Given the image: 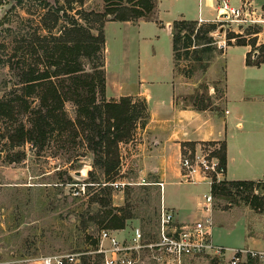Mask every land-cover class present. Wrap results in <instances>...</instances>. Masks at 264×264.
<instances>
[{
    "label": "rangeland",
    "instance_id": "obj_1",
    "mask_svg": "<svg viewBox=\"0 0 264 264\" xmlns=\"http://www.w3.org/2000/svg\"><path fill=\"white\" fill-rule=\"evenodd\" d=\"M83 1L84 9L103 11V0ZM261 2L264 0H258V3ZM35 4L23 3L22 6L12 7L7 3L0 6V58H6L8 53L10 54V48L14 44L12 36L30 32L35 27L34 21L28 18L32 15L23 10L27 6L34 9ZM231 4L237 6V3ZM49 5H55L53 0H50ZM187 10L189 15L197 16L198 6L195 0ZM253 12L255 21L223 23L225 42V35L229 32L237 35L231 39L232 43L237 39L253 41V45H248L250 61L259 59L258 47L264 43V5L254 6ZM249 24L256 26L257 34H246ZM216 34L217 31L213 32L217 39ZM122 37L123 31L109 28L106 54V74L109 80L136 78L141 66L144 78H156V75L158 78H187L177 70L175 75L172 72L171 40L166 29L160 33L158 40L151 36L143 41L140 39L139 43L138 39L132 41L129 48L135 50L133 47L137 49L140 46L142 55V61L137 64L133 59L123 62ZM155 44L160 46L159 57L152 56ZM24 50L19 53L28 52V49L24 48ZM243 52V47L231 46L222 57L211 62L206 71L196 69L187 79L192 86L189 92L183 95L182 100L192 105L200 104L201 101L208 106L215 105L219 103L217 101H220L222 95V78H226L228 97L237 98L242 82L248 84L251 94L247 98V113L264 117V100L260 95L264 93V65L246 64ZM182 63L186 64L183 61ZM207 78H219V80L211 84ZM17 82L18 77L15 72L11 71L6 63H0V97L7 95L18 84ZM221 106L223 111L225 103H221ZM226 107L231 108V105L227 104ZM65 108L70 117H75L76 109L72 101L67 100ZM7 130L8 121L2 119L0 121V264H40V256L54 253L73 252L78 254L80 260L86 255L98 254L94 252V246L87 235L98 237L101 228L100 216L95 215L97 212L100 214V205L91 202L87 195H84V191L87 190L85 185L87 171L92 168L91 151L85 148L84 142L79 137L75 139L56 137L38 152L30 143L20 146L19 148L25 150L24 158L20 161H11L9 157L13 149H18V146L11 147L6 136ZM250 133L264 140V131H250ZM137 143L138 139L128 141L122 146L120 143L122 164L115 181H129V183L112 185V203L122 205L126 192L132 203V211L137 217L127 219L123 228L127 232L132 225L138 224L146 238L156 240L158 238L156 215L161 204V191L157 184L141 183L142 165L135 155L138 150ZM77 171H80V174H77ZM94 173L102 177L99 168H95ZM144 176L146 181L150 180L147 174ZM162 188V196L167 204H178L181 192L190 193L187 209L183 208L180 214L185 222H194L206 216V211L202 210L201 206H197V201H202L203 194L208 192L207 184L182 185L166 181ZM253 193L257 198L251 202ZM210 214L212 237H215L218 243L227 246H259L264 240V175L255 179L252 193L248 189L240 191L234 189L227 197L212 194ZM115 231L121 235V228ZM146 253L147 251L143 252L145 261L141 264H159L151 260ZM96 262L98 261H95V264H99ZM184 264L229 263L202 254L187 258Z\"/></svg>",
    "mask_w": 264,
    "mask_h": 264
},
{
    "label": "trees",
    "instance_id": "obj_2",
    "mask_svg": "<svg viewBox=\"0 0 264 264\" xmlns=\"http://www.w3.org/2000/svg\"><path fill=\"white\" fill-rule=\"evenodd\" d=\"M31 2L36 3V7L27 6L23 10L32 15L28 18L34 21L35 27L30 32L12 36L14 44L10 54L0 58V63H6L18 77V84L10 93L0 97V121H8V142L12 148L18 146L9 160H22L25 150L19 147L26 143L38 152L56 137H79L93 155L84 195L100 205V214L97 212L95 216H100L101 228H123L127 219L137 216L126 192L122 205L112 203L111 182L115 181L122 164L120 143L122 146L135 139L137 128L147 121L148 108L144 97L106 98L104 24L110 20L151 19L156 0H103V11L100 12L84 9L83 0H53L54 6L49 5L50 0H0V6L10 3L16 7ZM220 24L186 19L172 22L175 71L187 78L196 69L206 71L212 60L223 53V47L217 46L213 35ZM246 29V34L258 33L254 24H249ZM235 36L232 32L226 33L225 45H253V41L245 39L232 43ZM24 48L28 52L20 54ZM258 49L259 59L250 61L247 52L246 64L259 66L264 63V43ZM67 100L75 106L73 118L65 108ZM194 106L205 108L208 105L201 101ZM183 145L193 147L194 143L188 141ZM216 151L224 162L225 144L220 142ZM95 168L100 169L102 177L96 176ZM149 181L148 184H156L158 180ZM254 183L255 180L224 179L213 183L211 192L221 197L229 196L234 189H248L252 193ZM256 198L253 193L251 202ZM158 220L159 207L157 228ZM87 237L95 249L96 236L88 234ZM82 259L79 258V264H95V261L102 264L99 254L86 255Z\"/></svg>",
    "mask_w": 264,
    "mask_h": 264
},
{
    "label": "crops",
    "instance_id": "obj_3",
    "mask_svg": "<svg viewBox=\"0 0 264 264\" xmlns=\"http://www.w3.org/2000/svg\"><path fill=\"white\" fill-rule=\"evenodd\" d=\"M193 1L156 0L155 12L151 19H139L134 22L118 20L105 22V96L106 98H118L121 95H130L144 97L146 100L148 118L144 126L137 128L135 134V140L138 139V150L135 155L138 156L137 160L142 165L140 178L145 179L144 175L147 174L150 180H162L163 186L166 181L182 185L191 183L181 178L179 166V158L183 146H185L183 143L189 141L193 142L195 146L202 142H223L225 144L226 179H258L264 175V140H260V136L254 135L250 131H264V117H256L247 113V98L251 94L248 84L242 82L239 96L230 98L228 97L226 78H222L223 92L220 101H217L219 103L205 108H197L182 100L183 95H186L192 86L191 82L187 81L189 78H158V75L156 78H144L142 66L141 70H138L136 78H120L111 81L106 74L108 32L111 27L123 31L121 40L123 62L133 59L136 64L142 61V55L140 46H138L139 49L133 47L135 49H132L133 51L129 48L132 41L135 42L138 39L139 43L140 39L143 41L146 40V37L149 39L151 36L158 40L160 33L166 29L171 40V66L175 75L171 39L172 22L179 19L198 21L199 18L203 21H216L220 14L217 12L218 0H195L198 14L197 16L189 15L187 8ZM229 2L240 4V0H229ZM252 4L260 7L264 5V2L258 3V0H252ZM219 40L221 44L224 42L223 33ZM155 45L152 56L159 57L160 46ZM231 46L235 45H225L223 53L215 57L212 62L222 57L227 48ZM238 46L244 48L245 61L248 45ZM260 65H264V63ZM158 73L160 74V70ZM207 79L211 84H215L219 80V78ZM260 95L264 100V93ZM221 103H225L223 111ZM227 104H230L231 108H227ZM197 178L200 176L198 175ZM200 180L197 183H205ZM162 189L161 201L172 210L174 221L185 223L180 214L183 208L187 209L190 193L181 192L178 204H167L163 199ZM201 202L198 200L197 206H201ZM213 239L216 241L215 237Z\"/></svg>",
    "mask_w": 264,
    "mask_h": 264
},
{
    "label": "built area",
    "instance_id": "obj_4",
    "mask_svg": "<svg viewBox=\"0 0 264 264\" xmlns=\"http://www.w3.org/2000/svg\"><path fill=\"white\" fill-rule=\"evenodd\" d=\"M253 9L252 0H240L237 6H233L229 0H218L217 12L220 14L213 22H219L220 27H223L224 22L255 21ZM202 22L205 21L199 18L198 23ZM216 35L217 46L224 47L225 41L221 44L220 36ZM217 148L219 143L211 142L198 143L193 147L185 145L179 158L183 180L197 183L201 179L208 185V192L203 194L201 202V209L206 211V216L194 222L177 223L172 210L161 201L156 240L146 238L138 224L132 225L127 232L125 228H121V235L115 229L101 228L94 252L100 255L102 264H141L145 261V251L151 260L159 264H184L187 258L202 254L226 260L229 264H264V240L259 246H227L216 242L212 237L211 186L226 179V165L217 154ZM198 175L200 178H197ZM149 182L141 179V183ZM127 183L129 181L111 182L112 185ZM155 183L162 189V180ZM39 260L40 264H74L79 262V256L73 252L54 253L42 255Z\"/></svg>",
    "mask_w": 264,
    "mask_h": 264
},
{
    "label": "water",
    "instance_id": "obj_5",
    "mask_svg": "<svg viewBox=\"0 0 264 264\" xmlns=\"http://www.w3.org/2000/svg\"><path fill=\"white\" fill-rule=\"evenodd\" d=\"M221 16H224V14L221 15ZM222 32H223V27H220V28L218 29V36H221ZM77 174H80V171H77Z\"/></svg>",
    "mask_w": 264,
    "mask_h": 264
}]
</instances>
